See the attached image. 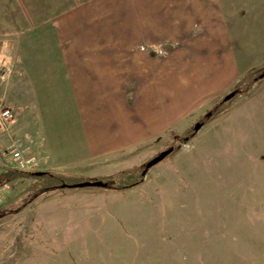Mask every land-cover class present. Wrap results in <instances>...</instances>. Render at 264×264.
Wrapping results in <instances>:
<instances>
[{
    "label": "rangeland",
    "instance_id": "374dc122",
    "mask_svg": "<svg viewBox=\"0 0 264 264\" xmlns=\"http://www.w3.org/2000/svg\"><path fill=\"white\" fill-rule=\"evenodd\" d=\"M17 1L2 0L0 9V106L14 115L0 130V175L106 181L124 170L140 175L174 150L122 191L6 181L0 264H264V76L254 81L264 69V25H246L242 36H122V62L109 64L119 72H108L106 89H91L92 103L80 106L64 72L53 83L33 72L25 85L9 36L34 31L24 30ZM210 66L213 81L202 78ZM148 67L150 89L142 82ZM103 96L107 104L98 103ZM217 104L220 113L200 124ZM134 105L154 125L170 111L152 141L122 137Z\"/></svg>",
    "mask_w": 264,
    "mask_h": 264
},
{
    "label": "crops",
    "instance_id": "0c3cea01",
    "mask_svg": "<svg viewBox=\"0 0 264 264\" xmlns=\"http://www.w3.org/2000/svg\"><path fill=\"white\" fill-rule=\"evenodd\" d=\"M16 4L24 12V30L34 31V36H9L18 43V72L25 85L33 72L35 80L50 83L64 72L80 106L92 103L91 89H106L108 72H119L109 64L122 62V36H133L135 41L140 36H242L246 25H264V0H18ZM210 67H205L202 78L213 81L217 69ZM149 74L148 67L142 82L150 89ZM164 96L169 98L170 93ZM101 98L98 103L107 104L105 96ZM136 107L131 110L133 130L126 129V134L122 130L130 145L152 141L170 117L168 110L154 125Z\"/></svg>",
    "mask_w": 264,
    "mask_h": 264
},
{
    "label": "trees",
    "instance_id": "16d2710c",
    "mask_svg": "<svg viewBox=\"0 0 264 264\" xmlns=\"http://www.w3.org/2000/svg\"><path fill=\"white\" fill-rule=\"evenodd\" d=\"M263 70H262V72H263ZM262 72L257 77L254 78V81L261 78L260 75L262 74ZM248 74H249V72H248ZM248 74L245 75L244 78L245 77L247 78ZM236 85L237 84H235L234 87H237ZM231 92H234L235 95L238 93L236 90H233ZM223 98L221 99L220 102H224ZM218 107H219V104L214 105L210 110H208L203 115V117H202L203 119H202L200 124H204L205 122L216 117L220 113L217 111ZM194 133H195V131H192L190 136L179 138V139L182 143H185L194 135ZM173 150L171 152H173ZM145 172H146L145 167L141 171L140 175H138V174L135 175V173L133 171L124 170V171H121L114 176L107 178L106 181H101L98 179H92L89 181H100V182L105 184V187L107 189L115 190V191H122V190L130 189V188L138 185L139 183H141ZM18 177L33 178L35 180H40V182L42 184V186L40 187V190L41 189L46 190V189H49L51 187L57 188V187H61V185H63V184H75V183L80 182V181H71V180L66 181L63 179L62 176H60L58 174H50V173H45V172H39V174H38V172H24V171H19V170H9V171H6L0 175V185L4 184L8 180H13V179L18 178Z\"/></svg>",
    "mask_w": 264,
    "mask_h": 264
},
{
    "label": "water",
    "instance_id": "95a60500",
    "mask_svg": "<svg viewBox=\"0 0 264 264\" xmlns=\"http://www.w3.org/2000/svg\"><path fill=\"white\" fill-rule=\"evenodd\" d=\"M264 76V70L262 72V74L260 75V77ZM234 96V92H230L229 94H227L223 100L227 101L228 99H230L231 97ZM200 127V124H195L193 126V131H197ZM172 151V148H169L167 150H164L162 152H160L157 156H155L154 158H152L151 160H149L146 164H145V169L148 170L150 168H152L153 166H155L156 164H158L159 162H161L164 157H166L168 154H170ZM39 174V172H38ZM87 187H105V184L100 182V181H85V182H79V183H75V184H63L61 185V188H87Z\"/></svg>",
    "mask_w": 264,
    "mask_h": 264
},
{
    "label": "built area",
    "instance_id": "2783aa9c",
    "mask_svg": "<svg viewBox=\"0 0 264 264\" xmlns=\"http://www.w3.org/2000/svg\"><path fill=\"white\" fill-rule=\"evenodd\" d=\"M13 117V112L9 108L0 106V130H3L6 123Z\"/></svg>",
    "mask_w": 264,
    "mask_h": 264
}]
</instances>
